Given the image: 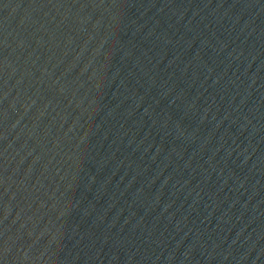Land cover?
<instances>
[{
    "label": "water",
    "instance_id": "obj_1",
    "mask_svg": "<svg viewBox=\"0 0 264 264\" xmlns=\"http://www.w3.org/2000/svg\"><path fill=\"white\" fill-rule=\"evenodd\" d=\"M0 264H264V0H0Z\"/></svg>",
    "mask_w": 264,
    "mask_h": 264
}]
</instances>
